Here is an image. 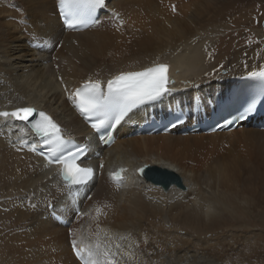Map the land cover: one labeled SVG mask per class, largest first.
Masks as SVG:
<instances>
[{
    "label": "bare ground",
    "instance_id": "obj_1",
    "mask_svg": "<svg viewBox=\"0 0 264 264\" xmlns=\"http://www.w3.org/2000/svg\"><path fill=\"white\" fill-rule=\"evenodd\" d=\"M58 1L0 0V110L44 109L80 140L90 131L70 97L85 82L107 83L168 63L174 89L157 112L206 110L210 99L264 72V50L232 48L228 32L232 24L250 28L256 0H108L110 13L77 33L61 23ZM251 53L255 58L246 65L242 59ZM15 138L29 139L25 125L0 119V264H80L70 230L81 247L95 244L99 233L117 264L263 263L264 131L120 140L103 150V176L92 199L82 201L64 187L56 167ZM121 165L128 167L125 183L116 186L107 171ZM144 165L181 182L165 191L147 179L149 170L138 174ZM51 204L70 218L69 228L52 217ZM75 209L83 216L73 215Z\"/></svg>",
    "mask_w": 264,
    "mask_h": 264
},
{
    "label": "snow or ice",
    "instance_id": "obj_2",
    "mask_svg": "<svg viewBox=\"0 0 264 264\" xmlns=\"http://www.w3.org/2000/svg\"><path fill=\"white\" fill-rule=\"evenodd\" d=\"M104 6L105 0H59L60 15L70 29L85 24L97 8ZM167 72L168 65L158 64L144 71L122 73L107 82V95L103 93L97 81L76 89L70 98L82 116L94 120L91 127L99 132L113 123L119 124L134 109L168 94L171 90L167 85L171 81ZM36 114L37 110L33 107H18L11 111L0 110V119L6 124L13 121L30 122V118ZM38 115L40 119L31 122V130L48 147L51 157L54 158L51 162L62 164L59 175L65 186L71 189L86 185L92 179L95 170L92 167H82L78 162L79 156L75 153L63 155L67 146L73 142L65 139L62 129L51 116L43 111ZM20 131L24 132L25 129L21 128ZM125 171L126 169L121 168L111 173V179L117 184L122 183ZM139 171L141 174L144 173L143 168ZM97 236L95 244H84L83 247H79L75 239L72 241L73 250L81 264H117L114 259L115 253L101 242L99 233ZM116 247L119 248L120 245Z\"/></svg>",
    "mask_w": 264,
    "mask_h": 264
},
{
    "label": "rangeland",
    "instance_id": "obj_3",
    "mask_svg": "<svg viewBox=\"0 0 264 264\" xmlns=\"http://www.w3.org/2000/svg\"><path fill=\"white\" fill-rule=\"evenodd\" d=\"M256 1H254L255 5H253V7L249 8V12L251 14V16H250V28L249 29H247V28H245V29L233 28V27H235V25L234 24L230 25V26H232V29L229 30L228 32L231 34V38H233V41L231 42L232 48L233 47L236 48L237 46H240V47L245 46L246 50L248 49L252 53H257L256 48H258L259 50H264V43H263L264 42V39H263L264 33H263V28H262V24L264 22V0H256ZM174 4H176V5L173 6L174 7L173 13L177 14V10H178V12L180 10L178 9L177 3H174ZM190 14H192V11ZM252 15H254V16H252ZM21 24H23V23H21ZM239 30H240V34H239ZM218 31L223 33V34H221L222 35L221 37H223V35H225L227 33V31H225V28L219 29ZM225 41H227V40L226 39L224 40V37H223V42H221V46H220L221 49H222V47H223V49L226 48ZM61 47H62L61 44H58L57 49L60 50ZM242 49H244V48H242ZM226 55H228V54H226ZM254 58H255V55L252 54L251 56H248L247 58L242 59V61L246 65H248L247 63H250V61H253ZM233 59H234L233 56H230V58H228L229 62H232ZM227 69L224 68L223 71H228ZM259 193L263 194L264 189H260ZM235 217L238 218L241 216L239 214H237V215H235ZM262 259H263L262 264H264V249H262ZM262 259L260 261H262Z\"/></svg>",
    "mask_w": 264,
    "mask_h": 264
},
{
    "label": "water",
    "instance_id": "obj_4",
    "mask_svg": "<svg viewBox=\"0 0 264 264\" xmlns=\"http://www.w3.org/2000/svg\"><path fill=\"white\" fill-rule=\"evenodd\" d=\"M147 178L155 184L162 185L165 191L170 189L172 183L180 184L181 180L178 175L166 170H159L157 167H150Z\"/></svg>",
    "mask_w": 264,
    "mask_h": 264
}]
</instances>
